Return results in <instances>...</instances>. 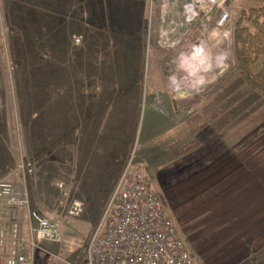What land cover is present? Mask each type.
<instances>
[{
  "label": "rangeland",
  "instance_id": "1",
  "mask_svg": "<svg viewBox=\"0 0 264 264\" xmlns=\"http://www.w3.org/2000/svg\"><path fill=\"white\" fill-rule=\"evenodd\" d=\"M191 1L0 0V70L12 90L14 78L21 71L29 72L32 61L43 59L46 67L50 57L59 68L66 67L63 49L68 43L72 60L78 54L86 65V71L76 77L84 88L93 86L92 95L102 98L104 112L118 98L139 89L140 118L128 158L133 152L135 161L145 163L140 149L149 112L155 113L157 122L169 124L166 113L170 110L166 109L174 111L178 122L204 112L203 120L212 121L216 131L232 141V149L238 150L235 146L240 145L241 137L264 134V98L239 75L232 40L239 12L250 3L226 0L228 16L224 26H219L217 9L207 13L191 9ZM262 63L264 60L254 70ZM14 101L12 95V107ZM13 112L17 115L15 106ZM12 132L8 148L13 161L0 170V178L25 186L31 208L52 218L58 228L57 239L39 243L34 264H83L85 243L97 223L96 207H85L81 201V211L71 214L72 201L78 198L68 176L63 175L68 170L66 161L30 156L29 143L24 142L26 132L18 120ZM21 162L30 163L31 171L22 174ZM145 176L177 224L146 163ZM223 187L220 177L214 190L200 196L208 200L201 216L197 214L202 208L178 206L177 226L181 234L182 229L186 232L184 238L195 264H264V222L254 212V192H246L252 201L241 208L246 214H239L236 207L231 215L223 206L212 204L242 198L244 192L224 191ZM1 211L0 207V228L4 226ZM21 228L27 236L23 221Z\"/></svg>",
  "mask_w": 264,
  "mask_h": 264
},
{
  "label": "crops",
  "instance_id": "2",
  "mask_svg": "<svg viewBox=\"0 0 264 264\" xmlns=\"http://www.w3.org/2000/svg\"><path fill=\"white\" fill-rule=\"evenodd\" d=\"M70 49L68 43L63 49L66 67L64 64L59 68L49 56L46 67L42 58L32 61L29 72L21 71L14 78L12 90L0 70V170L13 161L8 142L13 140L12 128L18 120L29 138L24 142L29 143L26 149L30 156L66 161L68 170L63 175L68 176L70 187L85 207H96L97 222L135 139L141 94L136 88L119 101L116 99L118 102L104 112L102 98L92 95L93 86L84 88L76 77L86 71V65L78 54L72 60ZM93 69L96 77L97 69ZM168 110L169 124L157 122L155 113L149 112L140 156L154 173L159 192L177 224L178 206L197 211L202 208L198 216L204 213L208 200L200 196L214 190L220 177L224 191L244 193L239 196L242 198H227L212 206H223V211L231 215V209L238 207L239 214L245 215L246 210L241 212V208L252 202L246 192H254V212L264 222V134L241 137L235 150L232 141L217 132L212 121L203 120L204 112L178 122L173 118L174 111ZM54 166L58 170V165ZM22 214L21 225L23 221L27 227L25 213Z\"/></svg>",
  "mask_w": 264,
  "mask_h": 264
},
{
  "label": "built area",
  "instance_id": "3",
  "mask_svg": "<svg viewBox=\"0 0 264 264\" xmlns=\"http://www.w3.org/2000/svg\"><path fill=\"white\" fill-rule=\"evenodd\" d=\"M226 0H192L191 9L220 14L224 26ZM22 174L31 164L21 162ZM61 185V184H60ZM3 204V206H1ZM0 264H34L42 240L57 239V223L31 208L25 186L0 178ZM82 202L74 199L69 212L78 214ZM25 213L27 231L22 232L19 214ZM83 264H195L186 240L166 206L145 176V163L133 152L121 171L101 215L84 246Z\"/></svg>",
  "mask_w": 264,
  "mask_h": 264
},
{
  "label": "trees",
  "instance_id": "4",
  "mask_svg": "<svg viewBox=\"0 0 264 264\" xmlns=\"http://www.w3.org/2000/svg\"><path fill=\"white\" fill-rule=\"evenodd\" d=\"M250 6L239 12L232 40L236 67L242 80L264 98V0H249Z\"/></svg>",
  "mask_w": 264,
  "mask_h": 264
}]
</instances>
